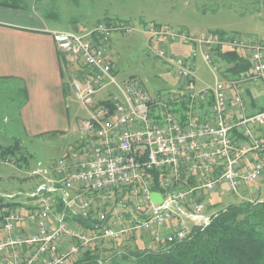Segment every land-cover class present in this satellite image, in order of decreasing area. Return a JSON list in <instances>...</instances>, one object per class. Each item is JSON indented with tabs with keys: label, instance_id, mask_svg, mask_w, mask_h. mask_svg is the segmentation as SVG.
I'll return each mask as SVG.
<instances>
[{
	"label": "built area",
	"instance_id": "2783aa9c",
	"mask_svg": "<svg viewBox=\"0 0 264 264\" xmlns=\"http://www.w3.org/2000/svg\"><path fill=\"white\" fill-rule=\"evenodd\" d=\"M116 31L130 33L132 29L99 23L88 40L74 33H52L61 53L76 63L83 60L80 79L73 77L68 82L74 98L90 109V117L81 124L78 144L51 168L38 171L42 181L33 191L0 195L10 200L23 196L34 203L27 214L7 206L0 209V234L4 233L0 259L4 264H67L94 242L129 239L137 229L148 235L147 248L164 250L185 239L193 227L212 221L215 212L205 214V195L225 191L244 196V187L264 177V109L246 114L242 90L237 87L231 93L229 81L213 90L187 93L190 105L182 117L152 100L139 80L117 82L104 53ZM160 37L152 34L151 39ZM200 44L210 62V49L217 45L248 51L252 66L248 79L258 82L264 93L263 44L237 37L218 39L213 34ZM195 57L192 52L187 59L176 61L178 78L192 79ZM210 93L212 104L201 108ZM151 170L169 171L174 179L183 170L184 181L192 176V184L187 189H172L170 177L162 178L158 180L161 191H154ZM89 193L114 196L112 207H101L91 219L102 222L92 223L91 228L69 225L70 217L87 216L94 201L86 197ZM151 193H159L161 201L152 203ZM250 199L258 200L257 196ZM105 212L110 213L106 220Z\"/></svg>",
	"mask_w": 264,
	"mask_h": 264
},
{
	"label": "rangeland",
	"instance_id": "374dc122",
	"mask_svg": "<svg viewBox=\"0 0 264 264\" xmlns=\"http://www.w3.org/2000/svg\"><path fill=\"white\" fill-rule=\"evenodd\" d=\"M5 1L13 2L0 0V3ZM14 4L17 6L10 10L16 13L11 19L24 21L31 16L35 21L40 19L49 33H74L84 40H88V34L106 19L109 24L130 26V33L113 32L104 48V53L114 65L116 80L119 83L130 78L139 80L152 100L163 103L171 110L180 108V100L186 98L187 93L213 90L217 84H228L233 76L227 72L230 65L225 62L215 61L212 57L211 62L206 60L200 44L204 38L213 34L221 39L223 37L215 33L222 32L225 37H237L244 42H264V0H16ZM152 34L161 37L153 41ZM192 52L196 53L191 73L193 83L188 84V80L178 78L175 69L176 61L187 59ZM245 54L248 56L249 52L245 51ZM65 61L64 80L68 83L73 77L80 79L76 70L85 68L83 60L79 59L76 63L68 57ZM107 89L114 92L112 87ZM257 91L262 93L260 88ZM103 94L105 91L97 94L95 100L102 99ZM1 97L0 145H12L14 139H18L22 151L7 162L0 159V195L28 194L40 184L42 178L38 171L49 169L80 140L81 124L90 117L91 111L74 98L69 88L65 94L69 125L58 123L59 131L37 133L25 131L16 116L4 117L2 113L10 110H4L3 106L10 104L6 102L7 96L5 100ZM189 105L188 102V109ZM19 157L23 158L20 160ZM255 188L259 191L256 192ZM242 192L244 196L225 191L221 195H205V203L211 205L206 208L205 214L253 196L264 200V177L255 185L244 187ZM86 197L94 199L93 205L98 203L107 210L112 207L115 198L91 193ZM0 200L3 204L20 203L14 209L23 214H27L34 204L23 196L16 200L0 197ZM116 211L121 210L117 208ZM3 235L0 234V239ZM132 235V240L124 237L115 242L148 247L144 245V241L148 240L144 238V232L137 229ZM0 264H4L1 259Z\"/></svg>",
	"mask_w": 264,
	"mask_h": 264
},
{
	"label": "trees",
	"instance_id": "16d2710c",
	"mask_svg": "<svg viewBox=\"0 0 264 264\" xmlns=\"http://www.w3.org/2000/svg\"><path fill=\"white\" fill-rule=\"evenodd\" d=\"M12 1V3H0V5L17 6L14 4L16 0ZM104 23L109 24V21L105 20ZM215 34L225 37L222 32ZM210 53L213 60L223 61L230 65L227 72L233 75L231 77L234 80L251 76L252 66L245 51L226 49L217 45L210 49ZM232 78H229L228 81H231ZM192 82L191 79L188 84ZM68 89L67 84L63 83L64 96ZM212 102L213 97L210 93L206 105H201V108L209 107ZM180 103V108L172 110L184 117L185 111H188V102L184 98L180 100ZM248 115L250 114L248 113ZM234 133L237 132L234 131ZM236 137L239 140L243 139L241 135L236 134ZM21 151L20 141L14 139L12 145L0 146V159L5 162ZM22 158L19 157L20 160ZM151 177L153 179L151 189L154 191H161L158 184L159 179L170 177L172 189H187L192 184L193 178L190 176L184 181L186 174L183 170L177 179H174L170 172L165 170H151ZM2 206L14 209L18 208L20 203L3 204L0 200V209ZM210 206L207 205V207ZM56 210H59L58 205ZM99 210L101 207L96 203L90 207L87 216L79 213L77 216L70 217L68 223L71 226L76 225L82 230L91 228L92 223L100 224L102 222L91 219ZM105 214L106 220L110 213L105 212ZM132 239L133 236L127 240ZM120 242L113 240L94 242L88 249L81 250L78 256L70 258L67 264H264V200L244 199L228 204L215 211L212 221L207 226L193 227L185 239L171 243L164 250L138 245H121ZM104 245L105 247H103Z\"/></svg>",
	"mask_w": 264,
	"mask_h": 264
},
{
	"label": "crops",
	"instance_id": "0c3cea01",
	"mask_svg": "<svg viewBox=\"0 0 264 264\" xmlns=\"http://www.w3.org/2000/svg\"><path fill=\"white\" fill-rule=\"evenodd\" d=\"M10 8L0 5V95L4 100L7 96L6 102L10 104L3 106L4 110L10 111L2 115L18 117L25 131H59L58 123L69 125L63 91V83L69 84L64 80L68 56L56 48L53 32L49 33L40 19L35 21L31 16L24 21L11 19L16 12ZM76 72L78 76L81 74L80 69ZM230 85L231 93L237 87L242 90L246 114L264 109V93L258 82L232 78ZM259 88L262 93H258ZM229 117L235 120L234 114H229ZM144 245L150 246L148 240Z\"/></svg>",
	"mask_w": 264,
	"mask_h": 264
},
{
	"label": "water",
	"instance_id": "95a60500",
	"mask_svg": "<svg viewBox=\"0 0 264 264\" xmlns=\"http://www.w3.org/2000/svg\"><path fill=\"white\" fill-rule=\"evenodd\" d=\"M150 201L155 204L159 203L161 201V195L159 193H151Z\"/></svg>",
	"mask_w": 264,
	"mask_h": 264
}]
</instances>
